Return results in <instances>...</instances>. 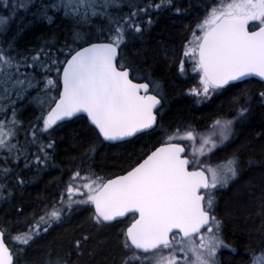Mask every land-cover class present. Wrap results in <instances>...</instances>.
<instances>
[{"label": "snow or ice", "instance_id": "snow-or-ice-1", "mask_svg": "<svg viewBox=\"0 0 264 264\" xmlns=\"http://www.w3.org/2000/svg\"><path fill=\"white\" fill-rule=\"evenodd\" d=\"M0 4V204L10 205L0 219V264H224V252L237 254L225 238L218 193L239 185L245 168L259 164L264 172V129L242 141L237 131L255 108L264 110V0ZM165 14L173 23L194 16L179 59L168 44L154 48L166 67L175 61L177 83L191 66L195 83L179 93L196 107L231 94L202 129L185 120L165 125L163 78L129 54ZM42 27L49 35L29 47L26 37ZM254 80L255 92L241 87ZM25 109L35 114L27 125ZM77 123L83 130L71 138L79 154L62 172L67 181L28 212L16 200L31 182L27 174L58 167L56 137ZM113 151L125 154L119 172L97 164L101 152ZM234 195L247 233L238 264H264V175ZM77 215L84 220L66 245L43 243ZM36 245L39 258L29 255Z\"/></svg>", "mask_w": 264, "mask_h": 264}, {"label": "trees", "instance_id": "trees-1", "mask_svg": "<svg viewBox=\"0 0 264 264\" xmlns=\"http://www.w3.org/2000/svg\"><path fill=\"white\" fill-rule=\"evenodd\" d=\"M187 4V0H184ZM195 11V9H192ZM0 14H6V10L3 9L0 4ZM194 16H187L183 19L176 20L175 23L169 18L167 14L161 17L160 23L155 26L153 31L146 35L143 42H135L129 49V54L136 56L137 59L146 60L148 64L152 65L156 74L161 76L166 84V92L168 96V105L166 108V114L164 116V123L167 126L170 123H175L179 120L191 121L193 125L202 129V122L207 118L210 111H214L218 105L223 104L227 109L228 102L231 99V94L222 96L220 98H214V103L209 106L196 107L190 99L181 95L179 89L183 88L186 91L187 86H192L195 81L190 77L195 74L192 71H188L189 76L182 78L177 83V73L175 71V61L170 59L168 64L172 65L171 68L166 67L162 55L156 56L154 48L159 47L161 44H168L175 48L177 59L180 58V47L181 40L186 33V25L192 23ZM49 35L48 28L42 27L35 31V34H29L26 37L25 43L29 47H33L41 43V39L44 36ZM260 85L254 80L250 85H241L242 88L247 87L251 92H255ZM239 89L234 90V92ZM25 125L31 120L35 119V114L32 109H25L20 117ZM82 131L83 126L79 123L74 124L72 128L68 129L67 132H61L56 138L59 143L57 149V156L55 163L58 167H51L42 172L38 177L34 176V173H28L27 176L31 178V182L27 183L25 187L17 193L16 200L22 202L23 206L30 212L33 208H38L39 205L43 204L45 200H51L56 197L61 184L58 187V181H67L68 177L62 175V172H67L68 166L72 164L73 155L79 154V149L74 146L71 133L72 130ZM264 129V110L255 108L248 122L241 128H238V134L241 141L247 136H256V133ZM63 137V139H61ZM144 141H141L143 144ZM141 144H137L135 148H130V152H138ZM258 147V146H257ZM107 155L108 159H104ZM256 157L259 159L260 154L257 152ZM125 154L113 152H101L100 156L97 157V164H103L105 171L119 172L123 167H126L124 161ZM264 175L261 166L257 164L254 168H245L242 173V179L239 185L234 186L231 190H225L218 193L219 198V209L220 215L224 219L225 223V238L228 242L233 243L237 248V254L229 255L224 252L221 259L224 264H238L241 257L245 255L244 241L247 239V233L243 230L245 228V221L242 218L245 211L242 203H237V198L234 193L236 188H243L248 182L259 183L261 176ZM243 199V198H241ZM229 201H233L230 205ZM10 205L0 204V219L5 218ZM226 208H231L233 215L229 216L225 211ZM258 219V218H257ZM84 218L82 216H75L71 222L66 223L63 227L54 229L51 234L43 242L44 244H67L68 239L79 230L80 223ZM84 228L87 229L88 225L85 223ZM253 243H256L253 241ZM42 254V245L34 246L29 255H35L37 258ZM90 259V257H86Z\"/></svg>", "mask_w": 264, "mask_h": 264}, {"label": "rangeland", "instance_id": "rangeland-1", "mask_svg": "<svg viewBox=\"0 0 264 264\" xmlns=\"http://www.w3.org/2000/svg\"><path fill=\"white\" fill-rule=\"evenodd\" d=\"M186 68H187L188 71H191V66L190 65H186ZM188 151L191 152L192 148L189 147Z\"/></svg>", "mask_w": 264, "mask_h": 264}]
</instances>
